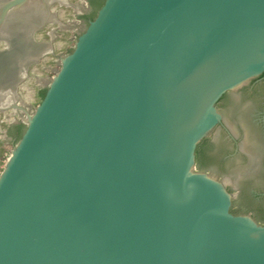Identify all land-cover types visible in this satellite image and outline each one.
<instances>
[{
    "label": "water",
    "instance_id": "1",
    "mask_svg": "<svg viewBox=\"0 0 264 264\" xmlns=\"http://www.w3.org/2000/svg\"><path fill=\"white\" fill-rule=\"evenodd\" d=\"M10 1L73 264H264L260 87L244 88L264 72V0H103L87 23L89 0Z\"/></svg>",
    "mask_w": 264,
    "mask_h": 264
},
{
    "label": "flooded vegetation",
    "instance_id": "2",
    "mask_svg": "<svg viewBox=\"0 0 264 264\" xmlns=\"http://www.w3.org/2000/svg\"><path fill=\"white\" fill-rule=\"evenodd\" d=\"M92 10H93V6L90 5V9L87 13H89ZM258 87H260V89L258 91V96H257L258 101L257 102L260 104V108L258 110H256V112L254 113V116H255L254 119H255L256 127L261 129L262 132L259 135L258 142H257L256 146H257V149H259V151L264 152V72H262L261 74L255 76L253 78H250L249 83L246 86H244V88H246V89L249 88V89H252L253 91H257ZM229 92H231V90L226 91L219 98L217 103H220V101L223 100L225 98V96H227L229 94ZM218 125L225 128V125L222 124V122H220ZM226 135H227L226 136L227 142L230 145V148H229V153H226L223 156L224 159H227L228 156H230L231 154L238 153L239 152V143H240V137L235 136L231 131L227 130ZM209 140L210 139L208 138L206 145H209V143H208ZM210 150H212V146L211 147L206 146V149H205L206 157L209 154ZM258 195L261 197H264V189L262 191L258 192ZM231 210H232V212H234L236 214H240V212H241V211H237L235 209L233 202L231 205ZM244 212L248 213V211H244Z\"/></svg>",
    "mask_w": 264,
    "mask_h": 264
},
{
    "label": "trees",
    "instance_id": "3",
    "mask_svg": "<svg viewBox=\"0 0 264 264\" xmlns=\"http://www.w3.org/2000/svg\"><path fill=\"white\" fill-rule=\"evenodd\" d=\"M89 3L91 6H93V10L90 11L89 13H85L80 15V17H82L85 22L87 23L90 19H93L98 8L102 5L103 0H89ZM44 89L41 90V97L43 95ZM208 138L204 137L202 138L197 146H196V150H195V158H196V164L199 170L203 169V162L206 158V154H205V149H206V142H207Z\"/></svg>",
    "mask_w": 264,
    "mask_h": 264
}]
</instances>
